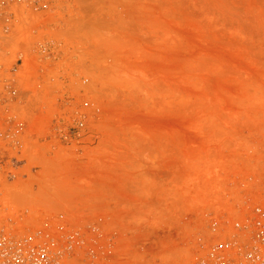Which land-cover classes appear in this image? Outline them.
<instances>
[{
    "label": "rangeland",
    "instance_id": "374dc122",
    "mask_svg": "<svg viewBox=\"0 0 264 264\" xmlns=\"http://www.w3.org/2000/svg\"><path fill=\"white\" fill-rule=\"evenodd\" d=\"M0 163V230L187 260L264 191V0H7Z\"/></svg>",
    "mask_w": 264,
    "mask_h": 264
},
{
    "label": "built area",
    "instance_id": "2783aa9c",
    "mask_svg": "<svg viewBox=\"0 0 264 264\" xmlns=\"http://www.w3.org/2000/svg\"><path fill=\"white\" fill-rule=\"evenodd\" d=\"M0 5L6 7L7 0ZM187 256L173 263L160 258L155 264H264V191L261 198L242 201L230 219L212 222L208 235H194ZM0 264H118V252L115 243L105 245L101 235L81 230L51 236L2 229Z\"/></svg>",
    "mask_w": 264,
    "mask_h": 264
}]
</instances>
